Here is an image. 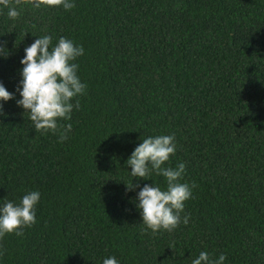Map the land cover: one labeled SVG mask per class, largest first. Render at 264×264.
<instances>
[{
    "label": "trees",
    "instance_id": "obj_1",
    "mask_svg": "<svg viewBox=\"0 0 264 264\" xmlns=\"http://www.w3.org/2000/svg\"><path fill=\"white\" fill-rule=\"evenodd\" d=\"M0 6V207L40 193L36 224L0 239V264H264V0H73ZM44 35L83 46L72 130L38 133L17 101L25 48ZM22 90V88H21ZM174 135L165 166L190 186L180 225L153 233L137 207L153 172L131 175L142 139ZM128 186L135 185L133 190ZM190 217L187 225L183 217Z\"/></svg>",
    "mask_w": 264,
    "mask_h": 264
},
{
    "label": "clouds",
    "instance_id": "obj_2",
    "mask_svg": "<svg viewBox=\"0 0 264 264\" xmlns=\"http://www.w3.org/2000/svg\"><path fill=\"white\" fill-rule=\"evenodd\" d=\"M31 4L34 8L63 7L70 11L75 7L73 0H0V6L8 9L7 15L15 20L19 17V6ZM0 54L7 56L6 48L0 46ZM84 55L83 46H76L73 41L60 37L58 43L52 46V37H39L25 48V56L21 60V86L17 89L22 99L17 105L29 115L34 129L38 133H59V142L68 139L72 130L70 123L62 125L61 120L70 121L73 109L79 110L80 103L76 99L85 94L86 84L77 75L79 65L77 58ZM22 88V90H21ZM14 99L5 86L0 83V101L8 102ZM0 114H3V104L0 103ZM176 152L174 135H161L142 139L127 160L131 175L140 180L155 172L166 180V188L145 184L139 191L137 207L141 212L143 225L153 233L161 230L172 232L181 223V213L185 203L192 197V189L188 183H182L186 172L184 163L175 168L165 166ZM133 190L135 185L128 186ZM40 201V193L32 191L25 194L19 204L5 201L0 207V239L6 234L22 236L23 230L36 224V206ZM190 217H183V223L188 224ZM226 257L221 254L218 260L210 257L208 252H201L191 264H224ZM103 264H118L115 257L106 258Z\"/></svg>",
    "mask_w": 264,
    "mask_h": 264
}]
</instances>
